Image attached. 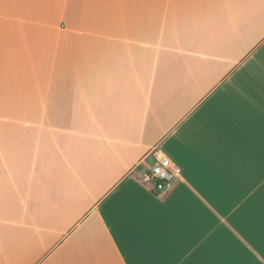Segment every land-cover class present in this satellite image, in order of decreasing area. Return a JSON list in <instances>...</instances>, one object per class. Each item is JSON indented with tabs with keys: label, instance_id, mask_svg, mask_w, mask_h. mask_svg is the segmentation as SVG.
<instances>
[{
	"label": "crops",
	"instance_id": "obj_1",
	"mask_svg": "<svg viewBox=\"0 0 264 264\" xmlns=\"http://www.w3.org/2000/svg\"><path fill=\"white\" fill-rule=\"evenodd\" d=\"M0 264H264V0H0Z\"/></svg>",
	"mask_w": 264,
	"mask_h": 264
},
{
	"label": "built area",
	"instance_id": "obj_2",
	"mask_svg": "<svg viewBox=\"0 0 264 264\" xmlns=\"http://www.w3.org/2000/svg\"><path fill=\"white\" fill-rule=\"evenodd\" d=\"M152 164L140 177L141 182L157 195L170 192L181 178L183 169L162 149L155 148L150 153Z\"/></svg>",
	"mask_w": 264,
	"mask_h": 264
}]
</instances>
